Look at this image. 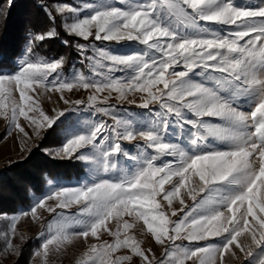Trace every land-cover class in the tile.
<instances>
[{
    "label": "snow or ice",
    "instance_id": "6c2138e0",
    "mask_svg": "<svg viewBox=\"0 0 264 264\" xmlns=\"http://www.w3.org/2000/svg\"><path fill=\"white\" fill-rule=\"evenodd\" d=\"M37 6L45 22L29 32L14 69L0 70V119L9 135L20 136L23 151L68 114L86 112L49 154L81 163L87 182L49 180L52 187L28 208L0 213L7 222L0 252L18 257V222L40 219L43 209L61 223L37 237L41 264L73 240L99 241L105 232L113 241L92 244L77 264L134 258L228 264L240 254L247 264H264V0H37ZM55 39L70 51L42 54ZM74 90L90 94L65 96ZM45 93H58L66 107L49 114ZM113 93L117 103L109 104ZM74 206L78 212L65 216ZM141 221L142 234L162 246L160 258L132 231Z\"/></svg>",
    "mask_w": 264,
    "mask_h": 264
},
{
    "label": "rangeland",
    "instance_id": "374dc122",
    "mask_svg": "<svg viewBox=\"0 0 264 264\" xmlns=\"http://www.w3.org/2000/svg\"><path fill=\"white\" fill-rule=\"evenodd\" d=\"M242 2V0H241ZM99 43V42H97ZM105 47L112 48L113 50H120V51H130L131 49L126 47H121L120 45L115 44V42H105ZM26 47V44L24 46V49ZM134 48L141 47L139 45H133ZM23 49V51H24ZM22 51V52H23ZM22 54V53H21ZM22 55L18 56L12 64L11 68L7 69H0L4 71H12L14 69V66L19 63L21 59H23ZM77 67H80L79 65ZM69 68L66 70L70 71ZM115 75L119 76L120 73H116ZM90 94V90L88 92L84 90L76 91L74 90L71 93H65V96L70 99H86L87 95ZM103 95H107L105 92ZM115 93H113V98L109 100V104H116L115 100ZM51 97L49 99L48 97ZM58 93H45L41 97V104L45 111H47L49 114H51V110L56 108H64L66 105L63 104L62 101L58 100ZM139 94H137L138 99ZM131 98V97H130ZM83 107V106H81ZM123 107L129 108L132 112H138L141 111L140 109L136 108L133 105H127L126 103L123 105ZM247 107V106H246ZM80 116L83 118H88V114L86 112H77V113H70L68 114V119L64 120L63 124H59V126L55 127V130H47L42 132L40 137L33 136L30 141H28L26 147L24 150H21L22 147V141L20 136L17 134L15 130L12 131L11 135L8 134L7 130V122L3 119H0V136L2 133L4 135L0 139V173L4 170H13L17 169L19 166H23L29 159H31L32 154L41 153L45 156H50L52 158H55L56 160H68V159H59L56 158L53 155H50L49 153L58 149L62 146L63 142H65V137L67 135V130L72 127L74 124L76 118ZM92 119H98L100 117H91ZM63 119V118H62ZM103 119H107L104 117ZM22 123H25L21 121ZM26 130L29 131V135H32L31 129L26 127ZM58 130L61 141L58 143H55L54 138V132ZM51 139L53 140L52 143L50 142ZM165 159H171V158H165ZM81 164V163H80ZM83 168V174L79 178L65 180V179H52L54 184L58 183L61 185L66 186H77L79 184L86 183L87 180L85 179L87 173L86 168L81 164ZM49 180H47L46 185L43 189V192L39 195H32L30 197V202L27 207L19 208L16 212L9 213V212H2L7 213L9 215L15 214L19 212L22 209L28 208L34 201L36 197L41 196L43 193L47 192L52 186L49 185ZM49 204L55 203L54 201H48ZM189 204H191V201H188ZM58 212L61 210H57ZM40 219L38 220H32L30 217H22V219L17 224V236L13 239L14 244L21 245V254L17 257L13 254L4 255L2 252H0V264H41V258L34 257V252L39 248V245L41 243V240H38L37 237L41 231H44L47 233L48 226L51 225L53 231L58 227V225L61 223L59 218L54 214H50L47 211H44L43 209L38 210ZM78 212L77 207H73L71 209L65 210V216H72L73 214ZM125 219H129L128 217H125ZM175 219V218H173ZM142 221L137 224L136 228L132 231L136 235L137 239L142 240L143 247L148 248L150 247L155 253L157 258H160L163 253V248L160 245L155 244L154 240L151 238L150 234L143 233L142 234ZM6 221H0V229H4L6 226ZM109 227L115 230V222H111L109 224ZM20 235H23L25 237V242H22L20 239ZM113 237L108 235L106 232L101 234L100 240H96L95 238H92L91 236L85 240L83 238L75 239L70 244H66L62 251L59 253H53L49 256L48 264H77L78 260H80L83 257V254L88 250V248L92 244H98L101 241H108L111 243L113 241ZM177 243H180L179 241ZM187 243V242H185ZM204 243V242H200ZM34 244V246L29 245ZM4 246V241L0 240V249H2ZM25 248H29L28 254L30 253V256L28 255V260L24 258L23 250ZM127 250H121L118 254H126ZM241 259H232L228 258V264H247V261L243 259L242 254ZM132 264H139L138 258H134L132 261ZM188 264H191L189 261Z\"/></svg>",
    "mask_w": 264,
    "mask_h": 264
},
{
    "label": "trees",
    "instance_id": "16d2710c",
    "mask_svg": "<svg viewBox=\"0 0 264 264\" xmlns=\"http://www.w3.org/2000/svg\"><path fill=\"white\" fill-rule=\"evenodd\" d=\"M46 18L37 6V0H0V69L11 68L21 55L30 31L38 28ZM65 39H72L64 36ZM66 49L59 39L46 41L42 54H64ZM78 66V65H77ZM68 70V69H66ZM4 133L1 134L0 139ZM54 142L61 141L59 131L54 132ZM51 139V143L53 141ZM59 144V143H58ZM83 174L81 164L75 160H56L41 153L32 154L23 166L0 173V213L16 212L29 205L32 195L43 192L47 180L75 179ZM29 246H34L30 244ZM29 248L23 250L28 260Z\"/></svg>",
    "mask_w": 264,
    "mask_h": 264
}]
</instances>
